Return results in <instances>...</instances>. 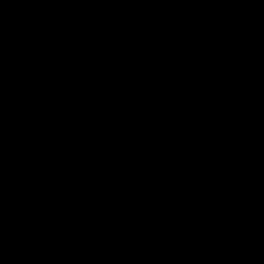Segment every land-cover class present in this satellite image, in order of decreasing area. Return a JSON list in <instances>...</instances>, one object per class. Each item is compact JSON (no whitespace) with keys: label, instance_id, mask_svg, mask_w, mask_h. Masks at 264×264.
<instances>
[{"label":"water","instance_id":"1","mask_svg":"<svg viewBox=\"0 0 264 264\" xmlns=\"http://www.w3.org/2000/svg\"><path fill=\"white\" fill-rule=\"evenodd\" d=\"M0 264H264V0H0Z\"/></svg>","mask_w":264,"mask_h":264}]
</instances>
